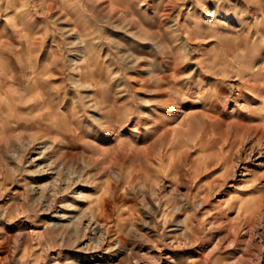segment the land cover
<instances>
[{
    "label": "rangeland",
    "instance_id": "rangeland-1",
    "mask_svg": "<svg viewBox=\"0 0 264 264\" xmlns=\"http://www.w3.org/2000/svg\"><path fill=\"white\" fill-rule=\"evenodd\" d=\"M0 264H264V0H0Z\"/></svg>",
    "mask_w": 264,
    "mask_h": 264
},
{
    "label": "bare ground",
    "instance_id": "bare-ground-1",
    "mask_svg": "<svg viewBox=\"0 0 264 264\" xmlns=\"http://www.w3.org/2000/svg\"><path fill=\"white\" fill-rule=\"evenodd\" d=\"M56 220H57V219H56ZM52 223H53V222H52ZM53 224L56 225V224H58V222L55 221V223H53ZM5 252H7V251H4L3 253H5Z\"/></svg>",
    "mask_w": 264,
    "mask_h": 264
}]
</instances>
